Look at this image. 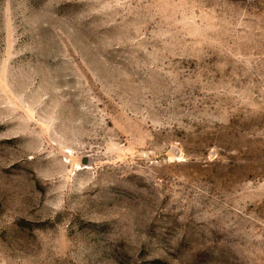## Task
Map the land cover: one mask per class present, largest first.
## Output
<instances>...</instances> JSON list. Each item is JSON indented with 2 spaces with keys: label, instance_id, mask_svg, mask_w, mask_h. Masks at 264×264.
I'll list each match as a JSON object with an SVG mask.
<instances>
[{
  "label": "rangeland",
  "instance_id": "1",
  "mask_svg": "<svg viewBox=\"0 0 264 264\" xmlns=\"http://www.w3.org/2000/svg\"><path fill=\"white\" fill-rule=\"evenodd\" d=\"M0 264H264V0H0Z\"/></svg>",
  "mask_w": 264,
  "mask_h": 264
}]
</instances>
